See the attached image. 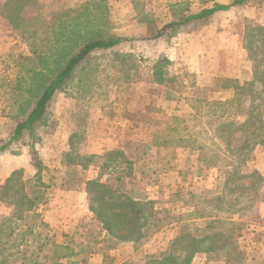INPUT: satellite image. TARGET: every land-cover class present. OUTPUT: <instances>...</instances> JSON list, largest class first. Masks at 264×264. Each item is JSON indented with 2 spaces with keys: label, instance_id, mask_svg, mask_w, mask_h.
I'll use <instances>...</instances> for the list:
<instances>
[{
  "label": "rangeland",
  "instance_id": "rangeland-1",
  "mask_svg": "<svg viewBox=\"0 0 264 264\" xmlns=\"http://www.w3.org/2000/svg\"><path fill=\"white\" fill-rule=\"evenodd\" d=\"M9 1L0 0V264H148L185 235L210 237L191 264H264V31L226 11L153 38L213 0H22L13 14L1 10ZM99 32L127 40L95 53L55 93L45 123L12 139L53 63ZM96 180L145 204L141 236L120 241L88 193L77 196Z\"/></svg>",
  "mask_w": 264,
  "mask_h": 264
},
{
  "label": "trees",
  "instance_id": "trees-1",
  "mask_svg": "<svg viewBox=\"0 0 264 264\" xmlns=\"http://www.w3.org/2000/svg\"><path fill=\"white\" fill-rule=\"evenodd\" d=\"M21 1L22 0H10L1 7V10L3 12L10 10L12 14L13 12L21 13L25 8ZM230 7L231 6L218 5L214 8H203L196 14L182 16L181 19L170 22L164 25L161 29H156V32L153 33V38H159L167 34L168 31H171L174 34L180 28L187 26L194 21L210 18L218 11H228ZM12 14L9 19L11 20V23L15 25V20H12ZM261 30L264 31V29ZM67 38L69 40L72 39L75 42L78 37L69 34ZM126 40L127 39L123 37H115L110 33L106 36L103 32L87 36L86 38L82 37L77 47L70 50L71 53H66L59 59V61L53 63L54 66H57L56 70H51L52 68L50 67L49 72L55 74L52 81L46 85H37L36 88L43 91L39 95V99H37L35 108L31 113L28 114L27 110V112L24 113L25 116L18 121L12 139L15 141L23 139L26 136V133L35 131L36 126L45 123V114L55 93L57 91L65 90L68 85H71L75 81L78 73L85 72L88 62L95 53L114 49ZM252 84L253 83H249L248 85ZM237 88L241 91L244 90V87L238 86ZM24 111L25 110H23V112ZM250 118L246 123L237 128L241 129L251 125L252 122L250 121ZM235 125L236 124L234 123H229L228 125H225L224 128H230ZM255 145H264V141H260ZM5 150L6 147H0V154L4 153ZM86 190L90 197L91 210L102 222L104 229L108 233L124 242L133 240L134 236H141L143 232L142 227L144 225L141 223V220H143L142 208L145 207L143 202L136 201L124 195L119 196L117 191H111L105 184L98 180L89 181ZM36 200L42 201L44 199L41 196L37 197L35 202H37ZM35 202L33 200V204ZM213 223L225 224L224 221L222 222L218 220L212 221V224ZM212 237L219 236L214 235ZM209 238L201 239L191 235L182 236V238L173 243V248L168 254L164 255L161 260H152L148 264H191V260L196 253L206 250L203 245L209 240Z\"/></svg>",
  "mask_w": 264,
  "mask_h": 264
},
{
  "label": "crops",
  "instance_id": "crops-1",
  "mask_svg": "<svg viewBox=\"0 0 264 264\" xmlns=\"http://www.w3.org/2000/svg\"><path fill=\"white\" fill-rule=\"evenodd\" d=\"M198 1H203V0H198ZM213 3L216 4L214 7L218 5L231 6L230 9L228 10L231 13L244 12L246 19L248 21L255 24L256 27L264 29V0H213ZM209 7L214 8L213 6H209ZM201 9L202 8L199 7L198 10H196L195 14L197 12H200ZM222 12H226V11H218L213 16H219L222 14ZM233 33L237 34L238 31L235 30ZM253 75L254 74H252V76ZM4 155L3 153L0 154V160L3 158L2 156ZM76 193H77V196H88L87 191L82 188L77 190ZM263 206H264V203H263Z\"/></svg>",
  "mask_w": 264,
  "mask_h": 264
}]
</instances>
